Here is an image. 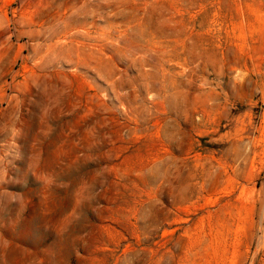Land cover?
Here are the masks:
<instances>
[{"label":"rangeland","instance_id":"rangeland-1","mask_svg":"<svg viewBox=\"0 0 264 264\" xmlns=\"http://www.w3.org/2000/svg\"><path fill=\"white\" fill-rule=\"evenodd\" d=\"M0 264H264V0H0Z\"/></svg>","mask_w":264,"mask_h":264}]
</instances>
